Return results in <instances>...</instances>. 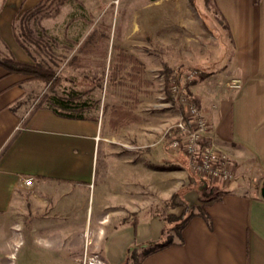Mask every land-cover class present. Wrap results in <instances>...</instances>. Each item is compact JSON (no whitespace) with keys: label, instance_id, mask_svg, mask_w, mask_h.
<instances>
[{"label":"crops","instance_id":"0c3cea01","mask_svg":"<svg viewBox=\"0 0 264 264\" xmlns=\"http://www.w3.org/2000/svg\"><path fill=\"white\" fill-rule=\"evenodd\" d=\"M38 1L0 0V53L8 48L18 60L31 61L14 38L12 21ZM213 6L224 19L229 42L224 72L221 78L202 75L189 92L216 145L229 155L233 179L226 185L202 175L196 179L178 151L160 160L142 150L138 159L129 155L125 160L135 176L124 178V194L106 185L117 181L116 175L100 177L98 211L89 225L85 188L95 195L100 123L33 108L27 94L35 81L0 64V264H16L18 253L29 261L40 244L53 246L44 250L56 261L77 262L87 246L106 264H128L130 247L155 243L163 227L157 213L134 205V187L152 188L165 200L190 176L197 183L184 198L192 205L204 200L208 218L192 216L181 240L143 255L139 264H264V199L259 194L264 179V0H215ZM233 78L241 81L237 89L224 85ZM247 159L259 173L252 187L238 168ZM27 175L33 177L31 185L23 182ZM104 210L111 216H100ZM126 210L130 217L112 216ZM171 212L179 214L181 208Z\"/></svg>","mask_w":264,"mask_h":264},{"label":"rangeland","instance_id":"374dc122","mask_svg":"<svg viewBox=\"0 0 264 264\" xmlns=\"http://www.w3.org/2000/svg\"><path fill=\"white\" fill-rule=\"evenodd\" d=\"M214 1L71 0L61 8L58 16L43 21L51 33L59 37L62 35L65 22L72 16L81 15L85 21L78 17L71 20L67 28L70 36H81L89 27L98 25L102 21L110 26V40L104 67L97 65L96 58L84 68H70L65 64L64 59H59V65L55 69L57 74L64 78V86L87 90L88 93L85 97L89 100L99 101L98 107L90 111V114L95 116L101 125L103 139L97 160L95 195L93 189L85 188L84 205L88 225L95 220L98 211L97 192L101 176L105 173L116 175L117 181L105 184L117 187V191L124 194L128 191L124 187L126 184L124 178L135 176L125 161L129 155L136 160L144 150L145 152L149 151L152 159L161 160L168 151L173 150L164 149L163 143L179 119L181 110L176 103L165 98L162 74L165 67H170L180 73L190 67H195L203 75L221 78L227 60L229 42L224 25L213 6ZM89 22H93V24L88 26ZM114 45L122 46L137 55L148 69L145 77L151 84L136 91V95L130 87V81L126 80L127 83L123 86L109 80L112 59L116 52ZM57 51L63 50L58 48ZM33 81H35L34 87L28 91L27 96L33 100L31 104L34 105L37 99L48 91V86L42 81ZM135 96L139 102L134 111L139 115V121L123 126L116 131L111 130L107 124L108 115L104 106L123 103L131 106ZM177 154L182 155L183 153L178 151ZM238 168L243 170L241 175L248 182V186L252 187V184H255L256 179L259 178V173L253 163L247 159L243 163L240 162ZM184 174L185 171L182 172V178H184ZM192 174L196 179L199 177L197 175H200L193 172ZM242 176L239 179H243ZM196 181L192 184L197 183ZM187 184H190L189 180H183L182 186L185 187ZM192 184L191 186H193ZM134 191L132 200L135 206L144 205L145 211L157 214L163 212L164 201L169 197L163 200L161 195L154 192L152 188L147 190V188L136 186ZM165 191L170 192V189L167 188ZM187 191L189 190L185 192ZM179 207L182 212L183 207L175 208ZM125 208L128 209V207L122 209L125 211ZM171 210H167V212L175 214ZM124 211L112 216H119V220L122 219L121 217L131 216L129 211ZM82 215V213L78 215L79 223L83 221ZM100 216L111 215L105 214L104 210ZM87 232L88 230L85 233L86 237H88ZM20 249L24 250V247L22 246ZM44 249L54 250L53 246L44 247L40 244L35 248L36 253L29 257V261H25L23 253H18L14 262L16 264H90L89 262L98 259L96 255L89 252L87 246L81 247V251L83 252L84 249L85 253L77 257L79 258L77 262L56 261V257Z\"/></svg>","mask_w":264,"mask_h":264},{"label":"trees","instance_id":"16d2710c","mask_svg":"<svg viewBox=\"0 0 264 264\" xmlns=\"http://www.w3.org/2000/svg\"><path fill=\"white\" fill-rule=\"evenodd\" d=\"M70 1L39 0L33 7L23 9L15 15L12 21L14 38L31 61L18 60L7 48L5 52L0 53V64L8 72L20 73L27 76V79L38 80L47 84L48 91L37 99L33 108L48 107L57 115L68 118L97 119L90 114V111L98 107L99 101L89 100L85 97L88 93L87 90L64 86V78L58 75L55 69L59 65V59H64L65 64L70 68H84L96 58L97 65L104 67L110 40V26L102 21L98 25L89 27L88 31L81 36H70L67 32L69 22L74 18L82 17L81 15L72 16L65 22L61 37L52 34L43 24V21L58 16L61 8ZM217 14L226 27L223 17L219 13ZM91 24L93 22H89L87 25L90 26ZM113 47L116 48V52L112 59L109 80L123 86L127 83L126 80L130 81V87L136 95V91H140L143 86L151 84L145 78L144 64L138 57L127 52L123 47L118 45ZM58 48L63 51H57ZM162 74L165 98L175 103L170 88L174 82H178L180 72L165 67ZM58 89L59 91H57ZM138 102V98L135 96L131 106H127L126 103L105 105L104 110L108 115V127L116 131L123 126L138 122L140 117L134 111ZM196 105L198 106L197 103ZM179 109L182 111L181 106H179ZM193 182V176H190V184L185 185V187L182 186L183 189L180 188L164 201L163 212L158 214L163 220L159 240L147 245V247L133 244L129 249L128 264H139L143 255L172 244L175 239L181 240L182 230L192 216L201 215L206 219L208 218L204 200L199 205H192L183 198L184 192L192 189L191 184ZM177 206L183 207L179 215L167 212V210ZM133 216L136 217L135 214Z\"/></svg>","mask_w":264,"mask_h":264},{"label":"built area","instance_id":"2783aa9c","mask_svg":"<svg viewBox=\"0 0 264 264\" xmlns=\"http://www.w3.org/2000/svg\"><path fill=\"white\" fill-rule=\"evenodd\" d=\"M201 73L199 69L190 67L180 73L178 82L172 84L171 96L174 102L182 107V111L173 129L169 131L163 148L182 151L191 172L226 185L234 177L233 165L229 155L216 145L215 135L208 121L189 92V86L202 76ZM240 84L241 81L237 78L224 83L230 89H237ZM23 182L25 185H31L33 177L27 175ZM96 261L89 263L106 264L99 259Z\"/></svg>","mask_w":264,"mask_h":264},{"label":"water","instance_id":"95a60500","mask_svg":"<svg viewBox=\"0 0 264 264\" xmlns=\"http://www.w3.org/2000/svg\"><path fill=\"white\" fill-rule=\"evenodd\" d=\"M260 196L264 199V179L261 183L260 189H259Z\"/></svg>","mask_w":264,"mask_h":264}]
</instances>
